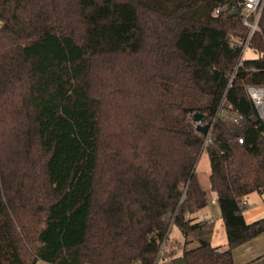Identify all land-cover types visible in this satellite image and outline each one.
I'll return each mask as SVG.
<instances>
[{"label": "trees", "instance_id": "trees-1", "mask_svg": "<svg viewBox=\"0 0 264 264\" xmlns=\"http://www.w3.org/2000/svg\"><path fill=\"white\" fill-rule=\"evenodd\" d=\"M233 5L0 0V264H155L170 228L189 236L207 206L195 112L213 125L204 152L227 243L201 241L184 264H235L264 233L241 205L264 195V120L247 91L264 89V4L255 57L235 72L249 28ZM223 107L244 122L227 125Z\"/></svg>", "mask_w": 264, "mask_h": 264}, {"label": "crops", "instance_id": "crops-1", "mask_svg": "<svg viewBox=\"0 0 264 264\" xmlns=\"http://www.w3.org/2000/svg\"><path fill=\"white\" fill-rule=\"evenodd\" d=\"M254 193L255 192L246 196L245 198L251 201V203H253V206L257 205L259 202L264 203V200H262L261 197L262 195L256 193V195L258 196H253L255 195ZM245 198H243L242 201H245ZM211 202L213 205L219 207L215 194L213 195ZM245 202L247 203V206L250 203L247 201ZM248 214H250L251 217L253 215L252 211L248 212ZM242 216H244L246 223H252L255 220L263 218L264 212H260V216L263 217H254L252 218V222H248L246 220L244 212L242 213ZM191 218L194 219V222L201 224V226L199 227L202 233L200 242H206L213 247H224L226 245L227 236L222 222V217H220V209L218 217L216 214V218H214V216H211L209 204L207 202V206L195 211L192 214ZM175 229L177 230V232H173L175 237L171 239V242L169 244L168 241L166 242L165 249L167 250V252L165 257L163 258V261H158L156 264H178L180 262V259L175 260V258L179 255H183L184 250L180 248L181 240L183 241L184 236L180 233L178 228ZM233 262L235 264H264V233L255 237V239L249 242L239 245V248L235 249L233 252Z\"/></svg>", "mask_w": 264, "mask_h": 264}, {"label": "rangeland", "instance_id": "rangeland-1", "mask_svg": "<svg viewBox=\"0 0 264 264\" xmlns=\"http://www.w3.org/2000/svg\"><path fill=\"white\" fill-rule=\"evenodd\" d=\"M263 2H264V0H263ZM253 57H255L254 52L251 49H246L244 58L249 59V58H253ZM263 101H264V98H263ZM257 114L260 117L258 110H257ZM201 124H203V123H201ZM200 156L201 157L199 158V160L195 166L194 172H196L200 186L206 192V202H208V204H209L211 216H214V218H216V214H217V217L219 214V207L213 205L211 202L214 193L211 192L210 187H209V182H208V176L210 175L209 159H208V156H206L205 152H203ZM254 194L255 195H253V196H258V195H256V193H254ZM261 197H262V200H264V195H262ZM244 200L247 202H250L248 204V206H246L244 208V211H243L245 213V218L248 222H252V220H253L252 218H254V217H258V218L263 217V216H260V212H264V203L259 202L261 205L258 203L257 205L253 206V203H251V201H249L247 198H245ZM250 211H252V214H253L252 217L250 216V214H248V212H250ZM173 227L174 226H172L170 228L169 233H168V234H170L168 236V239H167L168 244L171 242V239L173 237H175L173 232H177V230L175 229L176 227H174V228ZM201 236H202V233H201L200 228L194 229L191 232V234L189 235V239L187 236V237L183 238V241L181 240V248L180 249H183L184 251H186V250H192L194 247H197L200 244ZM165 245H166V243L163 245V247L161 245L160 250L162 252H161L160 256L157 258L156 263L158 261H163V258L165 257L166 252H167V250L165 249L166 248ZM178 259H180L179 263L183 264V261H182L183 255H181V256L179 255L178 257L175 258V260H178ZM36 264H47V263L40 261V262H37Z\"/></svg>", "mask_w": 264, "mask_h": 264}, {"label": "built area", "instance_id": "built-area-1", "mask_svg": "<svg viewBox=\"0 0 264 264\" xmlns=\"http://www.w3.org/2000/svg\"><path fill=\"white\" fill-rule=\"evenodd\" d=\"M231 1H234L235 5H233L230 10L232 11L233 9H235V11H236L237 8H239V14L241 16H243V23L245 26H247L249 28L248 37L242 45V56L237 61V65L234 68V72H235V70L238 67L242 66V64H243L242 59H244V55H245V51L247 49L249 37L253 34V32H255V30H257V22H258V19L260 17L259 16L260 11H261V8H262L264 2H263V0H231ZM217 12H218V10L216 11V13ZM234 72L229 77L230 78L229 84H231V82L233 81ZM251 88H253V87H250L247 89V91L250 95H251L250 91H252ZM254 89H256V88H254ZM252 96H253V93H252ZM252 96H251V98H252ZM252 101L254 103L255 108H257L260 117L264 120V116L262 115L260 108H258V105L255 101L254 96L252 98ZM216 116L220 117L227 125L231 126L232 128H236V126H239L244 122V119L238 113V111L233 112L229 108H226V107L220 108V111H218ZM206 124L209 125V128L207 130V133L204 136V140H203L204 144L202 147V153L206 150V147L211 143L210 134H211V130H212L213 125H212V122L206 123ZM236 140L238 141L239 144H243L245 141L242 136H237ZM241 205L243 207H246L247 203L245 201H242ZM163 245H164V243H162V247H163Z\"/></svg>", "mask_w": 264, "mask_h": 264}, {"label": "water", "instance_id": "water-1", "mask_svg": "<svg viewBox=\"0 0 264 264\" xmlns=\"http://www.w3.org/2000/svg\"><path fill=\"white\" fill-rule=\"evenodd\" d=\"M232 12H235V9H233ZM251 90H253V91L261 90V91H263L264 89L251 88ZM250 93H251V91H250ZM251 96H252V93H251ZM252 98H253V96H252ZM189 112H191V111L189 110ZM203 119H204V117H203L202 114L197 113V112L193 113V120H194V123H195V126H196L195 127V132L196 133H201L203 136H205V134L207 133V130L209 128V125H207L206 123L205 124H201Z\"/></svg>", "mask_w": 264, "mask_h": 264}, {"label": "bare ground", "instance_id": "bare-ground-1", "mask_svg": "<svg viewBox=\"0 0 264 264\" xmlns=\"http://www.w3.org/2000/svg\"><path fill=\"white\" fill-rule=\"evenodd\" d=\"M251 93H253V96L255 98V101L258 105V108H260L262 115L264 116V90H256V91H251Z\"/></svg>", "mask_w": 264, "mask_h": 264}]
</instances>
